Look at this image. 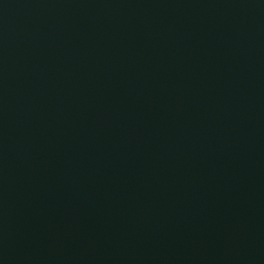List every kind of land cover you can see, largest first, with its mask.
I'll return each mask as SVG.
<instances>
[{
	"label": "water",
	"instance_id": "95a60500",
	"mask_svg": "<svg viewBox=\"0 0 264 264\" xmlns=\"http://www.w3.org/2000/svg\"><path fill=\"white\" fill-rule=\"evenodd\" d=\"M0 264H264V0H0Z\"/></svg>",
	"mask_w": 264,
	"mask_h": 264
}]
</instances>
